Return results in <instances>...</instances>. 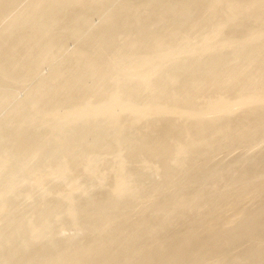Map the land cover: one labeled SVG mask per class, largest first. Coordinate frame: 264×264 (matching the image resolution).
Returning a JSON list of instances; mask_svg holds the SVG:
<instances>
[{"label": "bare ground", "instance_id": "obj_1", "mask_svg": "<svg viewBox=\"0 0 264 264\" xmlns=\"http://www.w3.org/2000/svg\"><path fill=\"white\" fill-rule=\"evenodd\" d=\"M193 1L0 0V173L27 161L30 192L53 173L115 181L89 205L20 202L8 217L0 192L13 264H264V0L178 12ZM126 130L149 140L134 145ZM114 145L117 160L156 165L155 180L132 186L125 162L99 170ZM248 193L245 215L223 227L225 206ZM52 223L96 234L57 254L19 252Z\"/></svg>", "mask_w": 264, "mask_h": 264}, {"label": "rangeland", "instance_id": "obj_2", "mask_svg": "<svg viewBox=\"0 0 264 264\" xmlns=\"http://www.w3.org/2000/svg\"><path fill=\"white\" fill-rule=\"evenodd\" d=\"M203 4L202 0H194L191 5H182L178 12L182 14L188 13L191 9L197 8ZM136 22L140 24V21L137 19ZM69 43L72 45V48L76 46L74 40H70ZM179 45H175L178 47ZM66 64L71 65L72 67H76L75 63L67 62ZM196 73L188 77L189 80L196 79ZM31 83V82H30ZM79 95H77L75 101V106L79 105L80 101L78 100ZM191 107V106H189ZM2 117V116H0ZM122 116L119 119L125 118ZM5 120V119H3ZM231 121L233 122L234 128H239L241 126V118L236 115L232 117ZM195 119H193L192 123H195ZM223 121L222 126L225 124ZM106 128L105 124H102L98 127L99 131H103ZM47 129L42 130L40 133H45ZM115 135H120L117 132H114ZM260 138L262 139L261 146L264 147V130L259 131ZM44 135H42L38 140V143L42 142ZM121 137L128 138V142L133 143L134 145L143 144L147 142L148 137L142 133H135L132 130H126L121 134ZM213 137V133H209V135L205 139H209ZM24 149V147H23ZM264 148H258V150H262ZM256 150V151H258ZM118 148L116 145L112 146L109 150V154H106L102 158V162L98 165L99 170L103 171V169H107L104 167H109L108 170L117 169L119 163L129 164L128 175L129 179H131L132 186L139 185V176L143 175L145 177V181L153 182L156 178V174L159 173L156 165L153 164H140L138 162L131 161H120L116 159L118 154ZM244 149L239 153V156H242ZM24 153V151L20 152L19 155ZM21 158L22 155H21ZM49 158V154L46 151H42L37 153V157L34 159L33 166H40L44 162H47ZM15 162H19L18 168L19 172L17 174L12 173L10 170H4V172L0 173V192L5 193L10 190V197L8 205L5 209L6 217L9 216L11 207H13L17 203H24L32 208H41L44 206L50 205V203L56 202L60 206L65 207V203H67V199L70 195H74L77 200L83 205H89L92 201L100 196H105V194H109L110 186L115 183L114 179H112L109 174L103 175L98 174L94 176L81 175L79 177L73 175H58L53 173L46 181L43 188H36L35 191L30 192V188L32 187V178L27 175V168L29 167V163L24 160H16ZM112 167V168H111ZM253 167L252 164L247 166L244 170ZM260 167V166H259ZM258 167V168H259ZM243 170V171H244ZM109 175V176H108ZM52 182H56L59 187L54 188L52 186ZM52 191V193H51ZM59 191L57 195L56 192ZM50 195H49V194ZM101 196V198H102ZM254 198V193L245 194V196L241 199L238 204L230 203L225 206V209L220 214V223L225 228H231L236 226L241 217L245 215V209L249 208L252 204ZM247 215V214H246ZM6 228V220L0 221V230H5ZM96 233H90L88 231V227L79 226V225H58V223H52L49 226L43 228L41 232L36 234V236L32 237L30 240V236L34 235V231H28L26 234V239H24L19 245L22 248L19 252L25 253H37V251L44 249H51L54 254L60 253L64 251L69 242H78L82 240H91L92 237ZM3 248L2 242H0V264H13L17 253H13L11 249H7L1 253ZM94 253H97V250H94ZM52 263V262H51ZM45 264H48L46 262Z\"/></svg>", "mask_w": 264, "mask_h": 264}]
</instances>
